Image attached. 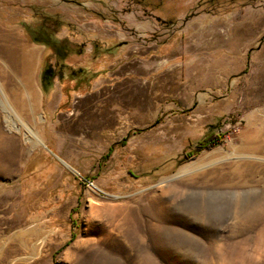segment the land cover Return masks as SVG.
Returning a JSON list of instances; mask_svg holds the SVG:
<instances>
[{"label":"rangeland","instance_id":"rangeland-1","mask_svg":"<svg viewBox=\"0 0 264 264\" xmlns=\"http://www.w3.org/2000/svg\"><path fill=\"white\" fill-rule=\"evenodd\" d=\"M0 26L43 116L24 149L0 108V264H264V0H0Z\"/></svg>","mask_w":264,"mask_h":264},{"label":"bare ground","instance_id":"bare-ground-1","mask_svg":"<svg viewBox=\"0 0 264 264\" xmlns=\"http://www.w3.org/2000/svg\"><path fill=\"white\" fill-rule=\"evenodd\" d=\"M36 58V49L22 41L15 30L0 26V108L5 111L7 124L18 134H25L24 149L43 142L36 127L43 117L36 111L38 98L33 86ZM4 136L0 132V138ZM16 138L20 136L9 139L10 146Z\"/></svg>","mask_w":264,"mask_h":264},{"label":"flooded vegetation","instance_id":"flooded-vegetation-1","mask_svg":"<svg viewBox=\"0 0 264 264\" xmlns=\"http://www.w3.org/2000/svg\"><path fill=\"white\" fill-rule=\"evenodd\" d=\"M52 44L53 47L55 48L56 51V55L58 56V59L56 60V64H59L60 66V70L59 73L61 74V76L63 75V70L67 67L65 63L61 62V59H65L69 53V47L66 44H62V42H57L54 43V40L52 38ZM50 41V42H51ZM63 45L64 48H61V46ZM74 73V71H73ZM56 74V70L54 69L53 65L51 63L48 64L46 70H45V77H52Z\"/></svg>","mask_w":264,"mask_h":264},{"label":"trees","instance_id":"trees-1","mask_svg":"<svg viewBox=\"0 0 264 264\" xmlns=\"http://www.w3.org/2000/svg\"><path fill=\"white\" fill-rule=\"evenodd\" d=\"M51 37L53 38L54 43L60 42L59 39H57V38H55L53 36H51ZM61 48H64L63 45L61 46ZM220 141H221V138L218 135H216V136H214V135H212V136L211 135H208L203 141L200 142V145L197 146V148L194 150V152L191 153V155L192 156L193 155H196L197 153H199L204 148L214 147ZM112 148L113 147H111L109 151H112Z\"/></svg>","mask_w":264,"mask_h":264}]
</instances>
